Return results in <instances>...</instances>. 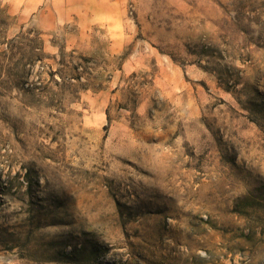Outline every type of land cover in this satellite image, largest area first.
Here are the masks:
<instances>
[{"label": "rangeland", "instance_id": "obj_1", "mask_svg": "<svg viewBox=\"0 0 264 264\" xmlns=\"http://www.w3.org/2000/svg\"><path fill=\"white\" fill-rule=\"evenodd\" d=\"M0 264H264V0H0Z\"/></svg>", "mask_w": 264, "mask_h": 264}]
</instances>
